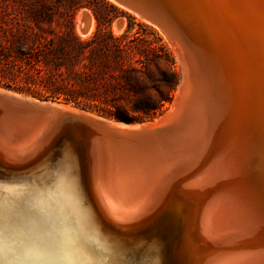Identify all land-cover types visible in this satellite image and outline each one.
Listing matches in <instances>:
<instances>
[{
	"label": "bare ground",
	"instance_id": "6f19581e",
	"mask_svg": "<svg viewBox=\"0 0 264 264\" xmlns=\"http://www.w3.org/2000/svg\"><path fill=\"white\" fill-rule=\"evenodd\" d=\"M116 1L176 44L175 102L155 123L67 105L82 127L1 126L0 264H264V124L240 72L209 78L166 0ZM193 1L220 26L223 66L238 62L236 14L264 54V0Z\"/></svg>",
	"mask_w": 264,
	"mask_h": 264
},
{
	"label": "trees",
	"instance_id": "16d2710c",
	"mask_svg": "<svg viewBox=\"0 0 264 264\" xmlns=\"http://www.w3.org/2000/svg\"><path fill=\"white\" fill-rule=\"evenodd\" d=\"M152 64L160 74L156 80L149 74ZM142 74L151 82L138 86L135 80ZM178 80L174 57L159 44L146 52L112 34L92 39L77 34L0 36V86L39 99L108 108L118 120L154 118L171 102Z\"/></svg>",
	"mask_w": 264,
	"mask_h": 264
},
{
	"label": "rangeland",
	"instance_id": "374dc122",
	"mask_svg": "<svg viewBox=\"0 0 264 264\" xmlns=\"http://www.w3.org/2000/svg\"><path fill=\"white\" fill-rule=\"evenodd\" d=\"M166 2L169 4V9L173 12L174 25L178 32L183 34L190 45L197 43L195 44L196 49L198 50L199 57L201 56L200 58L203 64H206L205 70H208L206 72L209 73V78L213 80L222 79L228 82L234 79V72L236 70L240 72V76L246 86L247 93L245 92V95L249 98V103H247L248 109L251 115L256 116L254 120L256 126H252L253 129L252 127L251 129L254 130L257 126L263 125L264 82L260 83V81L262 82L264 80V66H262L264 64V54L257 47L256 42H254V37H251V34L248 33V29L242 21L243 19L238 14L234 18L231 16L230 21L227 19L226 25L228 24L227 26H230L229 29L232 32L228 36L238 44L236 51L238 54V58H236L238 62L236 65L233 64L234 66L232 68L234 70L230 71L229 55L227 56L226 64L223 66L221 59L223 53L220 51L221 48L218 49L219 45L217 44L219 43L217 28L220 26H216L212 14L208 13L200 3V9H198L197 2L193 0H166ZM83 13L88 15L89 22L91 21L92 23L89 29L84 26ZM1 34H43L46 36L77 34L82 39H92L98 36L106 37L108 34H112L115 37L123 36L129 46H137L146 52H148L152 44L163 45L174 57L175 65L179 73V80L171 102L167 103L163 111L152 119L118 120L108 108H97L94 106L85 108L74 102L66 101L63 98L47 100L65 102L68 105L75 106V108L85 110L117 123L133 125L157 122V120L172 108L183 80V62L177 51L176 44L171 41L168 33L158 24L144 19L140 14H137L116 0H0V36ZM133 49L134 52H137L136 47ZM258 50L259 53L257 52ZM136 54L138 55V53ZM150 71L149 74L154 77V80L160 77L155 65H151ZM150 80L148 76L142 74L135 80V83L139 86L151 82ZM14 92L26 97L44 100L30 94L18 91ZM253 104L255 105L253 106ZM123 105L125 106L124 103ZM259 136L260 134H258Z\"/></svg>",
	"mask_w": 264,
	"mask_h": 264
},
{
	"label": "water",
	"instance_id": "95a60500",
	"mask_svg": "<svg viewBox=\"0 0 264 264\" xmlns=\"http://www.w3.org/2000/svg\"><path fill=\"white\" fill-rule=\"evenodd\" d=\"M147 17L156 23L159 20L155 15H147ZM83 21L85 28L88 27L90 22L87 14H83ZM16 93L10 89L0 87V127L4 124L13 127L17 124H33V128L49 125L51 132H53L67 125L82 127L83 119L80 120V118L87 117L68 107V103L33 100Z\"/></svg>",
	"mask_w": 264,
	"mask_h": 264
}]
</instances>
